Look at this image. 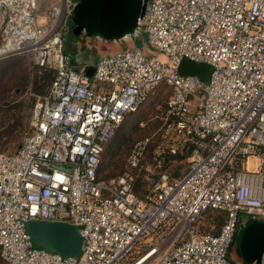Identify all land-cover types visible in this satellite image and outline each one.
Here are the masks:
<instances>
[{
  "label": "built area",
  "instance_id": "1",
  "mask_svg": "<svg viewBox=\"0 0 264 264\" xmlns=\"http://www.w3.org/2000/svg\"><path fill=\"white\" fill-rule=\"evenodd\" d=\"M74 4L56 0L42 14L38 0H0V58L29 52L35 68L53 71L20 145L0 152V257L6 264H236V235L249 219L264 220V0H148L147 45L99 58L91 76L89 63L74 65L65 51ZM185 59L208 64V78L182 73ZM163 82L171 93L150 160L146 136L120 174L100 177L105 145ZM185 151L184 172L160 171ZM142 172L149 187L139 196L134 181ZM209 211L223 212V222L209 223ZM31 220L73 224L79 251L33 246Z\"/></svg>",
  "mask_w": 264,
  "mask_h": 264
},
{
  "label": "rangeland",
  "instance_id": "2",
  "mask_svg": "<svg viewBox=\"0 0 264 264\" xmlns=\"http://www.w3.org/2000/svg\"><path fill=\"white\" fill-rule=\"evenodd\" d=\"M55 2L56 0H38L39 12L45 13ZM64 33L65 42H69L65 43V48L73 51L72 60L75 65L83 61L82 58L93 65L99 58L114 52L111 49L107 51L110 47L108 44L92 43L91 39L84 35L74 36L70 24H66ZM143 38L145 40L144 33H141L125 45H117L115 51L125 46L141 48L139 40ZM144 45L146 46L147 43ZM143 51L149 53V50L144 49ZM180 70L184 73L200 74L203 72L206 74L210 72V67L205 63L185 59L180 65ZM50 76V72L38 70L33 66L29 52L0 58V152L13 151L20 145L29 128L31 111L36 98L47 90ZM170 93V86L163 82L136 111L125 116L113 137L104 147L100 177H112L119 174L124 167L128 153L137 140L146 136H152L153 141L157 139L162 114ZM185 170V158L172 159L167 166V171L171 175H175L173 174L175 171L182 173ZM209 219V223H212L213 215ZM159 233L161 236L167 235L165 229H161ZM32 240L33 246L44 247L37 240ZM239 244L240 232L236 235L231 250L235 262H240L242 259Z\"/></svg>",
  "mask_w": 264,
  "mask_h": 264
},
{
  "label": "water",
  "instance_id": "3",
  "mask_svg": "<svg viewBox=\"0 0 264 264\" xmlns=\"http://www.w3.org/2000/svg\"><path fill=\"white\" fill-rule=\"evenodd\" d=\"M147 1L75 0L66 24L71 25L74 36L84 35L92 43L125 45L144 33L142 16ZM92 72L93 66L90 65L86 73L91 76ZM26 226L31 238L49 250L62 254L79 251L81 238L71 223L31 220ZM239 232L242 259L236 264H259L264 250V220L249 219Z\"/></svg>",
  "mask_w": 264,
  "mask_h": 264
},
{
  "label": "trees",
  "instance_id": "4",
  "mask_svg": "<svg viewBox=\"0 0 264 264\" xmlns=\"http://www.w3.org/2000/svg\"><path fill=\"white\" fill-rule=\"evenodd\" d=\"M144 37H145V34H144ZM146 42V37H145V40H144V38L143 39H140L139 40V45L140 46H144V44H146L145 42ZM66 43V42H65ZM67 49H69V48H67ZM66 48H65V51L69 54V55H71V57L74 55V53H73V51H68ZM72 62H73V60H72ZM38 70H43V71H46V72H50L51 73V76H50V80H49V85H50V82H51V79H52V77H53V71L52 70H50V69H38ZM49 85H48V87H47V90H45L42 94H45L47 91H48V88H49ZM157 140V139H156ZM156 140L155 141H152L149 145H148V148H147V151H146V155H145V159L146 158H148V159H146V160H150V158H151V151H152V149H153V147L155 146V143H156ZM189 153V151H185L184 153H178V154H176V155H172V156H169V157H167L166 158V160H165V163L163 164V167H161V169H160V171H167V166H168V164L170 163V161L172 160V159H175V158H179V159H184L186 156H187V154ZM168 172V171H167ZM120 174V173H119ZM171 174V173H170ZM173 174H175V175H180L181 173L179 172H174ZM118 175V174H117ZM116 176V175H115ZM113 177V176H112ZM104 178V177H103ZM105 178H110V177H105ZM146 184H147V186H146ZM146 187H145V186ZM144 186V187H143ZM148 187H149V182L146 180V178L143 176V172L142 173H140V175L139 176H137L136 177V179H135V181H134V191L139 195V196H143L144 194H145V192L147 191V189H148ZM213 215V222H216L217 223V225H220L221 224V222H223V220H224V213L223 212H219V211H209L208 213H207V221L209 222L210 221V216H212ZM214 231H216V229L214 230ZM0 262H1V264H6L4 261H3V259L0 257Z\"/></svg>",
  "mask_w": 264,
  "mask_h": 264
},
{
  "label": "crops",
  "instance_id": "5",
  "mask_svg": "<svg viewBox=\"0 0 264 264\" xmlns=\"http://www.w3.org/2000/svg\"><path fill=\"white\" fill-rule=\"evenodd\" d=\"M117 48V46H110L109 48H108V50L107 51H109V49H111V50H114L115 51V49ZM82 60L84 61V62H86L85 60L86 59H83L82 58ZM82 62V61H81ZM74 64V63H73ZM206 64V63H205ZM75 65V64H74ZM204 65V64H203ZM207 66H209L208 64H207ZM210 67V66H209ZM200 72V71H199ZM209 72V71H208ZM208 72H206V74L205 73H203V72H200V74H196V75H199L200 77H202V78H208V75H209V73ZM192 74H195V73H192ZM251 159L249 160V162L251 163Z\"/></svg>",
  "mask_w": 264,
  "mask_h": 264
},
{
  "label": "flooded vegetation",
  "instance_id": "6",
  "mask_svg": "<svg viewBox=\"0 0 264 264\" xmlns=\"http://www.w3.org/2000/svg\"><path fill=\"white\" fill-rule=\"evenodd\" d=\"M235 241V240H234ZM234 243V242H233ZM233 243H232V247H233ZM232 250V249H231ZM236 261V260H235Z\"/></svg>",
  "mask_w": 264,
  "mask_h": 264
}]
</instances>
